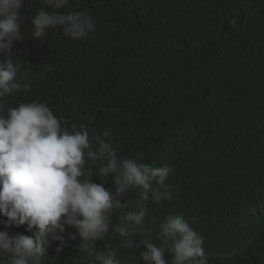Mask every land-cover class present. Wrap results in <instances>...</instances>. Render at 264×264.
Returning a JSON list of instances; mask_svg holds the SVG:
<instances>
[{
    "label": "trees",
    "instance_id": "16d2710c",
    "mask_svg": "<svg viewBox=\"0 0 264 264\" xmlns=\"http://www.w3.org/2000/svg\"><path fill=\"white\" fill-rule=\"evenodd\" d=\"M42 7L51 11L42 0L22 5L25 36L11 56L30 87L0 101L4 114L44 103L69 131L109 132L120 157L170 165L171 200L146 203L148 238L160 245V224L180 214L204 237L207 264H264V0H71L59 11L87 13L95 31L73 40L57 27L40 41L31 17ZM92 179L114 193L112 176ZM119 215L95 252L144 264L139 238L126 249L114 231ZM6 221L0 231L31 235ZM63 236V245L49 238L43 264H92L76 229Z\"/></svg>",
    "mask_w": 264,
    "mask_h": 264
},
{
    "label": "clouds",
    "instance_id": "9594fccd",
    "mask_svg": "<svg viewBox=\"0 0 264 264\" xmlns=\"http://www.w3.org/2000/svg\"><path fill=\"white\" fill-rule=\"evenodd\" d=\"M31 17L33 39L42 40L48 29L60 27L65 36L86 39L95 31V21L85 12H60L71 0H42ZM24 0H0V101L20 90H28L29 73L13 62V53L24 39L21 34ZM18 41L14 51L13 43ZM13 51V52H12ZM0 105V215L5 227L27 225L31 235L10 236L0 231V264H43L49 238L64 244L65 225L77 230L79 252L95 264H123L113 248L96 253L94 241L103 240L119 215L114 231L126 249L137 247L138 237L145 251L144 264H207L204 237L180 214L167 216L160 224V245L148 238L144 225L146 203L171 200L166 183L174 169L153 167L138 159L124 158L112 146L109 132L90 137L81 124L71 131L44 103L32 101L9 107ZM98 168L89 167L96 165ZM93 176H112L114 193ZM128 190H138L135 199L121 203ZM74 238V237H72ZM172 259L166 262L165 251Z\"/></svg>",
    "mask_w": 264,
    "mask_h": 264
}]
</instances>
